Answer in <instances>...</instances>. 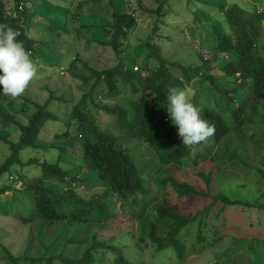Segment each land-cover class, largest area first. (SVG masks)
<instances>
[{
	"label": "trees",
	"instance_id": "trees-1",
	"mask_svg": "<svg viewBox=\"0 0 264 264\" xmlns=\"http://www.w3.org/2000/svg\"><path fill=\"white\" fill-rule=\"evenodd\" d=\"M12 1L13 7L7 10L6 1L0 0V25L11 27L18 33L17 38L30 52L35 68H40L37 65L41 63L35 75L40 77V72L47 67H56L52 70L55 72L64 55L55 46L60 43L59 35L69 28L60 24L53 15L39 14L33 0ZM178 1L161 0L155 7L144 10L157 16L160 23L154 27L157 33L161 26H167L164 18L184 15L188 9L192 20L185 23L184 34L183 30L178 32L184 39L198 40L195 43L198 47L196 61L191 60L193 55L188 59L164 55L162 45L150 41L152 36L141 43L138 56H128L126 42L138 22L131 0L126 1L129 10L125 12L120 11L117 0H106L102 11H99L105 4L102 0L79 1L74 9L71 8L72 0H62L63 16L72 10L75 22L83 15L84 5L91 3L90 11L108 20L96 28L109 39L102 44L111 47L119 56L126 53L128 61L109 69H96L87 61L80 60L78 55L71 61L86 67L90 75L84 80L92 82L73 106L70 119L65 122V131H56L53 141L45 143L42 133L47 124L59 122L56 112L50 107L51 100L57 99L54 91H51L47 102L34 103L36 109L30 114L14 110L12 120L17 123V140H10L0 133V139L10 147L0 164V179L8 174V179L0 185V198L12 191V199L17 204H21L23 197L28 198L26 204L32 202L28 215L25 203L22 211L14 209L12 213L18 215L22 222L32 224L31 236L38 241H41L43 232L46 233L48 241L44 244L47 247L53 246L58 229L65 221H70L74 228L111 222L108 198L112 195L121 200V204L131 212L130 220L138 224L134 231L125 233V236L135 238L137 251L143 250L144 245H152L157 251L172 250L181 260L189 248L185 236L191 233L197 215L207 212L215 202L220 200L224 206L245 203L250 208L257 206L264 210V202L260 203L259 198L243 200L232 199L225 194L213 195L216 169L196 171V177L189 179L183 168L185 159L202 148L208 152L210 147L230 134L246 130L253 124L264 126V113L260 112V108L264 110V0H252L249 8L238 1L195 0L198 8L209 16L204 18L193 9V0H186L183 11ZM84 27L87 25L78 24L77 33L81 34ZM33 28H38V39L30 35ZM157 37L162 35L158 33ZM172 38L166 36L168 40ZM86 40L91 44L92 39ZM44 51L47 57L42 55ZM141 57L143 59L139 61ZM135 65L137 70L133 69ZM99 84L103 86L98 95L96 89ZM206 84L221 96L225 107L215 105L214 97L207 91L209 89L201 90V86ZM188 85L194 93L192 102L201 108L202 118L214 126L215 132L206 141L185 147L176 126L168 118L165 93L170 86L184 88ZM96 95L99 96L98 101ZM60 101L65 102L63 95ZM13 103L14 99L0 94V114H4L5 104L11 107ZM100 109L110 114L112 130L102 128L96 118ZM246 109L250 110L249 114H246ZM258 115H261V120L254 119ZM225 146L226 152L217 153L218 158L215 159L225 161L227 165H232L236 159L250 170L254 168L246 159H240V146L230 150L226 141ZM30 151L36 155L24 160L22 155H28ZM51 153L56 154V158L46 156ZM39 154L43 156L39 157ZM29 166L38 174L23 188L16 187L17 182L27 180L24 170ZM257 171L264 183V169L257 168ZM156 173L160 176L154 177ZM101 182L103 188L96 187ZM81 187L86 191L98 190L86 197L80 194ZM151 192L154 193L153 199L138 197ZM208 196L213 199L211 204L192 213L191 209L195 207L192 203ZM261 196H264V191ZM197 224V240L191 247L203 242L198 246L203 250L217 239L205 228L203 218ZM79 234L83 231L79 230ZM65 241L77 244L79 254L68 256L61 251L47 253L48 256L26 254L18 257L0 241V255L6 257V264H107L103 255L96 254L106 250L115 252L110 264H134L126 253V244L113 245L97 238L96 234H93L91 243L82 236H69Z\"/></svg>",
	"mask_w": 264,
	"mask_h": 264
},
{
	"label": "rangeland",
	"instance_id": "rangeland-1",
	"mask_svg": "<svg viewBox=\"0 0 264 264\" xmlns=\"http://www.w3.org/2000/svg\"><path fill=\"white\" fill-rule=\"evenodd\" d=\"M5 1L6 9L10 10L14 5L13 1ZM33 1L34 8L39 14L53 15L60 24H66L69 30L59 35L60 43L55 46L57 51L61 50L64 52L61 60L62 63L60 67H57L59 69L55 72L52 70H54L53 68L56 69V67H51L50 69L47 67L45 70L43 69L40 72V77L37 75H35L36 78L33 77L34 79L29 83L22 95L16 98L9 97L10 100L14 99V103L11 107H8L6 104L4 105V114H0V133L10 140H17L19 134L17 123L12 120L14 110L18 109L19 111L24 110L28 114L32 113L36 109L34 103L43 104L50 100L51 91L55 92L57 99L51 100L50 107L56 112L59 122L47 124L42 133V139L45 143L53 141V134H55L56 131H65V122L70 119L73 106L81 99L83 94L88 91V85L92 82H86L84 80L85 77L90 75L86 67L84 68L79 62L77 64L71 62L77 55L80 57V60L87 61L90 66L96 69H109L117 63L121 65L124 62L126 63L128 61V59H126L127 55H131L133 58L138 56V54L141 53V43H144V40L152 36L150 41H157L160 43L164 55H176L186 59H188L190 55H193L191 58L192 61L198 59L196 57L198 48L196 44L198 40L191 39V37L184 39L183 36H181L182 34L178 32L183 30L184 34L186 31L185 23L192 20L191 12L188 9H185L186 13L184 15H170L164 18L167 26H161L156 33L154 27L156 24H160L157 16L154 14L152 15L149 11L144 10V8H153L156 6V3L161 0H131L137 11L136 16L138 17V22L136 28L131 32L128 42H126L127 55L125 53L119 56L111 47L102 44L109 39L105 35L100 34L96 28L108 23V20L91 12V3H86L84 5L83 15L77 18V22H75L73 20L72 10L68 11L67 16H63L62 6L64 3L62 0ZM72 1L73 4L71 8L74 9V6H76L79 1L87 0ZM102 1L105 4L99 11L105 9L106 0ZM126 1L127 0H117L120 11L125 12L129 10V5L126 4ZM179 1L181 2L179 8L183 11L187 1ZM207 1L210 0H206L205 2ZM234 1H238L249 8V4L252 0H227V3H232ZM193 2V9L199 12L201 16L203 15V18L207 16L206 11L198 8V2H195V0H193ZM140 4L142 6L138 7ZM31 10L32 8L30 7V11ZM38 18L41 17L39 16ZM78 24L83 26L87 25L88 29L84 27L82 33L78 34L76 30ZM170 28H172V31ZM158 33L162 35L161 38L157 37ZM30 35L38 39L40 37L38 28H33ZM169 35L173 38L168 40L166 36ZM86 39H92L91 44L87 43ZM42 55L47 57L45 51L42 52ZM141 55L143 56L144 53ZM138 59L141 61L143 58L141 57ZM42 66H44V64H42ZM37 67L41 68V63L37 65ZM40 68L35 69L39 70ZM102 86L103 84H99L96 89L98 95L99 89ZM188 87L191 88L190 85H188ZM201 87L202 91L211 89L207 84ZM209 90L207 91L214 97L215 105L225 107L221 96ZM61 95L64 96L65 102L60 101ZM98 95H96L97 101ZM260 112L262 114L264 113L263 108H260ZM249 113L250 110L246 109V114ZM96 118L99 119L102 128H109L112 130V127H114L110 114L104 111V109L99 110ZM254 119L261 120V115L256 116ZM263 131V124H253L248 126L246 130H240L239 132L228 135L222 142L210 147L208 152H206V148H202V150H199L185 159L183 162L184 174L187 175L189 179H194L196 177V171L209 172L211 169H216L218 173L216 174L212 186L213 195L225 194L233 197L232 199L239 198L243 200L259 198V202L263 204L264 196H261V192L264 191V183L261 173L257 171V168L264 169ZM225 141L228 143V148L230 150L240 146V159H246L254 168L250 170L240 163L239 160L236 161V159L232 165H227L225 161L223 162L220 159H215L218 158L217 153L221 155L226 152ZM9 149V145L0 139V164L3 163L8 155ZM35 155L34 152L31 153L30 151L28 155H22V158L26 160L28 157H34ZM38 156L42 157L43 154H39ZM46 156L56 158V154L52 153L46 154ZM24 172L28 175L27 180L17 182L16 187L23 188L26 182L31 183L33 181V176L37 173L32 166L26 167ZM7 176L8 174L0 179V185L8 179ZM96 176V173H94V177ZM158 176H160V173L154 175V177ZM152 180L153 178H151L150 181ZM102 186L103 183L101 182L96 187L103 188ZM98 188H94L92 191H86L81 187L80 194L90 197ZM138 197L153 199L154 193L151 192L146 195L139 194ZM12 198V191L6 192L0 198V241L18 257H23L26 254L30 256L33 254L48 256L49 254L47 253L53 254L61 251L65 255L76 256L79 254V249L77 250L78 245L66 242L65 238L69 236H82L88 243H91L93 234H96L97 238L105 240L110 244L120 246L126 244V253L134 264H146L148 262H157L159 264H264V210L258 209L257 206L250 208L251 206H247L245 203L224 206L220 200L215 202L207 212L197 215L191 233L185 236L189 248H187L186 254H184L183 260H181L172 250L157 251L152 245H144L143 250L137 251L135 248L137 243L135 238L125 236V233L127 231H134L138 224L130 220L131 212L121 204V200L116 197V195H112L108 198V205L113 219L111 222H102L98 225L89 224L86 227L74 228L70 221H65L59 227L56 241L52 247H47L48 245L44 244L48 241V235L46 233L43 232L41 241H38L31 236L32 224L22 222L18 215L12 213L14 209L22 211L23 209L21 207L24 206L28 198L23 197L20 200V205ZM212 200L210 196L196 199L192 203V207L195 206L194 209H191L192 213H195L197 210H202L204 206L210 205ZM25 206L28 215L29 209L33 204L28 201L27 204L25 203ZM200 218H203L205 223L204 226L208 232L215 234V238L217 239L213 244L203 250H199L198 247L203 242H197V247H191L197 240L199 229V224H197V222ZM259 226L260 228H258ZM79 230H82L83 234H79ZM113 237L114 240H111ZM96 254L98 256L103 255V261L110 264L112 263L115 252L111 253V251L105 250V252H97ZM6 261V257L0 255V264H6Z\"/></svg>",
	"mask_w": 264,
	"mask_h": 264
},
{
	"label": "clouds",
	"instance_id": "clouds-1",
	"mask_svg": "<svg viewBox=\"0 0 264 264\" xmlns=\"http://www.w3.org/2000/svg\"><path fill=\"white\" fill-rule=\"evenodd\" d=\"M17 37L14 29L0 25V94L12 98L25 92L36 71L30 52ZM193 94L188 86H170L165 93L168 118L185 147L204 142L215 132L214 126L202 118L201 108L192 102Z\"/></svg>",
	"mask_w": 264,
	"mask_h": 264
},
{
	"label": "built area",
	"instance_id": "built-area-1",
	"mask_svg": "<svg viewBox=\"0 0 264 264\" xmlns=\"http://www.w3.org/2000/svg\"><path fill=\"white\" fill-rule=\"evenodd\" d=\"M135 68H137V67L135 66Z\"/></svg>",
	"mask_w": 264,
	"mask_h": 264
}]
</instances>
